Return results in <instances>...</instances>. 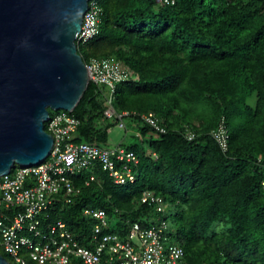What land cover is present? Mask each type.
Returning a JSON list of instances; mask_svg holds the SVG:
<instances>
[{
  "label": "trees",
  "instance_id": "16d2710c",
  "mask_svg": "<svg viewBox=\"0 0 264 264\" xmlns=\"http://www.w3.org/2000/svg\"><path fill=\"white\" fill-rule=\"evenodd\" d=\"M98 1L100 33L79 52L86 62L115 56L129 69L113 104L131 112L126 127L145 138L121 143L139 158L130 163L137 179L116 183L94 163L72 176L78 193L57 202L45 226L63 219L91 245L87 206L116 218L109 230L121 234L165 218L185 249L183 264H264V0ZM106 91L90 82L74 110L75 141L108 146ZM150 111L166 132L143 120ZM223 118L227 150L212 133ZM145 191L164 198V212L142 200Z\"/></svg>",
  "mask_w": 264,
  "mask_h": 264
},
{
  "label": "built area",
  "instance_id": "2783aa9c",
  "mask_svg": "<svg viewBox=\"0 0 264 264\" xmlns=\"http://www.w3.org/2000/svg\"><path fill=\"white\" fill-rule=\"evenodd\" d=\"M102 14L99 1L90 0L77 34L78 48L100 33ZM86 64L90 82L109 89L105 94L106 117L126 127L131 112H118L113 102L117 84L130 77L129 69L115 56L91 57ZM74 110L51 112L45 127L53 134L54 145L44 161L15 165L10 172L0 176V244L20 264H183L185 249L173 239L165 218H159L150 226L130 223L126 233L121 234L109 230L112 222L105 209L87 206L84 214L95 219L91 245L83 244L63 219L45 226L43 217L49 215L56 203L60 200L71 202L78 193L72 176L94 163H101L116 183L125 184L137 179L130 165L139 162L135 151L121 144L108 147L74 140L80 124ZM141 117L158 131L166 132L155 112L143 113ZM212 133L227 150L230 132L225 118ZM187 135L193 138L195 134L188 131ZM94 178L92 174L91 179ZM142 200L154 202L159 212L166 209L164 198L151 191H145ZM22 250L27 251L30 259L21 254Z\"/></svg>",
  "mask_w": 264,
  "mask_h": 264
},
{
  "label": "water",
  "instance_id": "95a60500",
  "mask_svg": "<svg viewBox=\"0 0 264 264\" xmlns=\"http://www.w3.org/2000/svg\"><path fill=\"white\" fill-rule=\"evenodd\" d=\"M90 0H0V176L40 163L51 109L74 110L90 84L77 34ZM0 264L12 262L0 252Z\"/></svg>",
  "mask_w": 264,
  "mask_h": 264
},
{
  "label": "rangeland",
  "instance_id": "374dc122",
  "mask_svg": "<svg viewBox=\"0 0 264 264\" xmlns=\"http://www.w3.org/2000/svg\"><path fill=\"white\" fill-rule=\"evenodd\" d=\"M82 47V46H81ZM107 91L109 90L108 87L105 86ZM51 112L54 113L55 109H51ZM127 123L131 122L130 118L126 119ZM115 120L106 117L104 120V125L110 124L111 130L109 132V140H108V146H117L121 143H123L125 146H128L133 143H142L145 139L144 137L137 136V129H135L131 124L128 127H121L118 123H114ZM19 164H16L15 167H18ZM171 221H173L174 226L179 228L178 220H176V217L173 215V213L170 215ZM111 222H113V226L116 223V218H111ZM93 229V226L91 228V231ZM1 227H0V239L1 237ZM0 252L7 255L12 259L13 264H20L18 261H16L9 253L6 252L3 245L0 244ZM21 254L30 259L29 254L26 250H22Z\"/></svg>",
  "mask_w": 264,
  "mask_h": 264
}]
</instances>
